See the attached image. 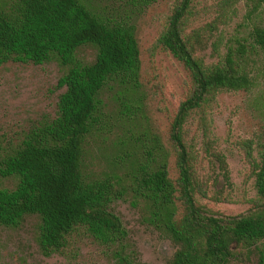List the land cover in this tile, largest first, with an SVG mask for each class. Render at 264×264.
<instances>
[{"label": "trees", "instance_id": "16d2710c", "mask_svg": "<svg viewBox=\"0 0 264 264\" xmlns=\"http://www.w3.org/2000/svg\"><path fill=\"white\" fill-rule=\"evenodd\" d=\"M196 1L175 0L155 42L190 76L168 146L149 115L136 24L156 0H0V67L56 63L63 90L54 115L33 121L17 138L0 128V228L17 230L33 219L45 257L62 254L82 234L111 264H146L115 210L128 200L175 247L170 264H264V132L256 148L245 146L257 192L251 208L227 216L205 203L228 202L219 185L231 184L226 157L210 139L211 113L221 93L255 86L249 49L264 56V26L223 53L220 27L241 3L252 19L264 0H212L200 10ZM210 15L214 20L202 24ZM210 44L217 60L207 63ZM207 159L213 183L204 172Z\"/></svg>", "mask_w": 264, "mask_h": 264}, {"label": "rangeland", "instance_id": "374dc122", "mask_svg": "<svg viewBox=\"0 0 264 264\" xmlns=\"http://www.w3.org/2000/svg\"><path fill=\"white\" fill-rule=\"evenodd\" d=\"M175 0H156L136 20L142 59V81L148 92L149 115L169 146V129L180 102L185 98L190 76L185 67L172 55L155 48V42L172 13ZM212 0H197V9H204ZM247 7L238 5L236 14L221 25V52L235 38L245 39L254 26H264V10L248 19ZM214 15L204 17L202 24L213 21ZM207 63L217 60L211 44L203 53ZM84 56L91 57L90 52ZM248 59L255 77L250 91L223 92L217 99L210 116V139L214 147L226 157L230 185L222 183L219 189L228 202L205 201L209 208L227 216L248 211L257 192L253 169L247 158L246 143H255L264 132V56L249 49ZM61 75L56 63L45 65L8 63L0 67V128L9 138H17L33 121L54 115L59 95ZM198 116L190 121L195 132ZM197 148L203 157V137L199 132ZM256 156V151L254 152ZM204 161V172L213 183L214 170ZM171 176L177 178L174 159L171 160ZM211 195L215 187L211 188ZM129 230L142 262L146 264H170L175 247L165 237L146 226L128 200L115 204ZM36 221L29 219L17 230L0 228V264H111L103 249L84 235H75L62 254L45 257L35 242ZM233 264H252L235 262Z\"/></svg>", "mask_w": 264, "mask_h": 264}]
</instances>
